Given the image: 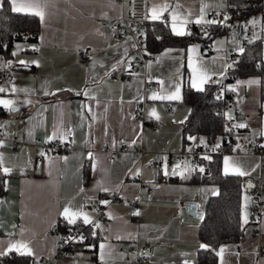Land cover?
Instances as JSON below:
<instances>
[{"label":"crops","instance_id":"crops-1","mask_svg":"<svg viewBox=\"0 0 264 264\" xmlns=\"http://www.w3.org/2000/svg\"><path fill=\"white\" fill-rule=\"evenodd\" d=\"M8 2L12 10L11 0ZM37 2L44 19L34 15L38 20L36 40L17 41L24 45L17 47L14 66L27 69L7 70V80H0V88L5 89L0 100L13 102L9 108L0 104V137L18 139L14 148L9 141L0 140V253L26 255L32 264H132L128 260L134 255L131 247L161 241L167 245L153 254L139 250L142 259L135 264H196V251L202 245L198 224L205 201L217 193V187L191 180L195 170L190 157H172L195 141L192 138L183 144L181 140L182 122L189 111L181 101V88L186 79L193 90H202L210 75L222 74L228 64V39L222 33L224 41H217L221 37L216 35L202 49L198 43L164 47L152 52L158 53V59L139 60L130 68L136 42L112 35V24L129 14V0ZM164 5L167 9L159 19H152V10L159 11ZM225 6V0H146L145 23L161 21L165 14V24L175 35L173 15L186 17L187 22L178 19L176 27L188 33L205 26L203 21L211 13L223 12L227 17ZM16 13L33 15L31 11ZM197 18L202 22L197 24ZM226 20L232 21L229 16ZM141 46L145 48V44ZM207 47L212 48L211 53ZM82 49L88 50L85 58L79 56ZM5 62L0 52V68H5ZM125 72L128 78L122 77ZM234 84L242 97H237V105L246 115L240 130L244 134L252 130L256 135L250 138L259 137L257 142L264 146V101L258 98V78H236ZM177 91L178 99L167 98ZM248 93L257 100L249 99ZM170 103L172 107H168ZM136 104L141 105V118L134 115ZM52 138L67 141L69 150L43 151L38 143ZM120 141L127 144L128 151L115 158L103 149L105 145L114 149ZM161 154L170 157L159 169L151 163ZM225 157L227 174L240 178L238 171L258 175L254 153H223L220 170L224 174ZM86 166L89 175L84 183ZM4 168L9 171L5 173ZM261 198L264 201L263 192ZM110 199L117 201L110 203ZM179 201L195 203L201 215H189L176 205ZM247 204L244 195L240 211L243 235L235 243L221 245L214 264H264V210L257 225L249 226ZM66 207L82 213L75 221L84 223L83 215H87L99 240L93 252L85 244L70 257L52 258L57 236L46 231L59 219L68 224L63 215ZM96 207L105 214V221L95 219ZM101 244L105 246L103 259ZM10 245L26 248L9 250Z\"/></svg>","mask_w":264,"mask_h":264},{"label":"trees","instance_id":"trees-1","mask_svg":"<svg viewBox=\"0 0 264 264\" xmlns=\"http://www.w3.org/2000/svg\"><path fill=\"white\" fill-rule=\"evenodd\" d=\"M226 13L229 19H240L251 17L255 14L262 15L264 0H225ZM145 25V49L156 52L164 47H187L192 43H198L201 49L208 42L223 33L224 28L208 26L205 30L197 31L190 29L183 36L170 33L167 25L161 21L144 22ZM38 20L34 15L13 12L8 0H2L0 6V52H6L13 42L35 41L37 38ZM245 45L240 54L234 59L233 75L237 78L255 76L258 78V98L264 101V55L262 54L261 37L245 39ZM14 65V64H13ZM8 68H12L8 67ZM214 85L206 84L202 90H193L186 82L181 88V101L189 107L188 114L182 122L181 140L183 144L192 138H203L208 142L215 140L222 132L221 117L216 113L217 104L214 102ZM259 137L255 140L258 141ZM225 149H228L226 147ZM221 154L209 158L212 167L210 176L199 180L194 172L191 179L197 183L212 184L217 187V193L208 197L205 201L202 216L200 218L197 236L206 247L198 248L196 251V264H214L218 248L221 245L235 243L244 233V225L241 222L240 211L242 197L245 195L241 189L240 176L235 174H224L220 170ZM89 167L83 171V181L87 182ZM2 193V174H0V194ZM75 221L73 224H75ZM57 226L65 230L67 222L59 219ZM86 233L81 245H91L92 252L99 240L98 235H93L89 226L82 224ZM93 257V256H92ZM1 264H32L26 255H20L13 251L0 256Z\"/></svg>","mask_w":264,"mask_h":264},{"label":"built area","instance_id":"built-area-1","mask_svg":"<svg viewBox=\"0 0 264 264\" xmlns=\"http://www.w3.org/2000/svg\"><path fill=\"white\" fill-rule=\"evenodd\" d=\"M146 13V0H129V14L126 18L117 20L112 25L115 28L113 32V38H130L136 42V55L132 60H129L130 68H133L137 61H153L158 59V53H152L145 48L143 49L145 40V29L143 24L145 22ZM228 17V16H227ZM257 19L256 15L251 17H244L237 19V21H229L225 19L223 12L211 13L208 16V21H216L213 24H206L205 26L197 27V31L205 30L208 26H218L224 28L223 34L227 39L231 37L242 38L249 36L252 31L251 21ZM166 15L162 16L161 22L165 23ZM245 39H242V47L245 45ZM211 47H207V51L210 52ZM88 54L87 49L79 50V56L85 58ZM225 58L228 64L224 67L221 75H210L206 83L214 85L213 91L214 102L218 106L216 113L221 117L222 132L216 136L215 140L208 142L203 138L196 139L188 148H183L182 151L173 154L172 157L183 160L186 157H190L194 162V170L198 175L199 180L204 177L210 176L212 167L209 163V158L216 154L223 153H238V152H252L254 153L259 161V172L255 177L242 175L240 178L241 189L247 196L248 204L246 210L248 213V224L249 226L255 227L257 225L259 215L264 210V201L261 199V193L264 191V146L259 144L254 138L246 136L239 127L246 115L241 112L237 105V91L235 90V80L237 77L233 75L234 59L240 54V52H234L231 48H227L225 51ZM9 77L6 68H0V80L7 79ZM122 77L128 78V73L122 74ZM173 104H168V107H172ZM134 115L136 118H141V105L136 104L134 107ZM0 140L9 141V145L14 148L18 144V139L13 137L1 138ZM35 142L38 140L35 139ZM41 149L45 152H67L69 150V143L62 140L61 138H52L48 141L38 143ZM228 147V149H225ZM103 149L111 152L110 155L115 158L120 153L128 151V146L124 141H120L116 148L111 149L108 145L103 146ZM140 153V150H135ZM170 154L159 155L152 163L159 169L162 168L163 164L168 161ZM207 157V159H205ZM203 169V171H201ZM151 189L147 188V192ZM116 199H110V203H115ZM179 208H184V202H176ZM95 219L99 222L105 221V214L100 207L95 208ZM82 224L89 226L92 230L94 224L91 222L85 224L77 221L72 226H68L65 230H60L57 224H53L48 228L46 234H54L57 236L55 251L52 258H66L73 255L74 251L81 247L82 241L86 237V233L82 228ZM80 237H84L83 240ZM167 244L165 242L156 241L151 244H141L136 247H131L130 252H134L133 257L128 258L132 264L140 261L142 256L138 251H145L147 254H153L155 249L158 247H164ZM78 264V263H77Z\"/></svg>","mask_w":264,"mask_h":264},{"label":"snow or ice","instance_id":"snow-or-ice-1","mask_svg":"<svg viewBox=\"0 0 264 264\" xmlns=\"http://www.w3.org/2000/svg\"><path fill=\"white\" fill-rule=\"evenodd\" d=\"M11 4H12V11L13 12L31 11L33 15L39 16L42 21L44 19V12L42 10V5L39 2H37V0H27V2H21V3H18L17 0H11ZM166 9H167V5H164L159 11H157L156 9H153L151 18L154 19V20L155 19H159L160 13L163 12L164 10H166ZM201 12H203V9H201ZM178 19L179 18L176 15H173V17H172V20H173L172 30H173L175 35L183 36L186 33L181 31V30H179L176 27V23L178 22ZM225 19H227V17H225ZM179 22L186 23L187 22V18L184 17L182 19H179ZM201 22L202 21H201L200 18L196 19V23L197 24H199ZM203 22L204 23H208V24L216 23V21H203ZM250 23L254 24L255 21H251ZM189 51H191V49ZM189 59H191V58H189ZM20 63L23 64L25 62L24 61H20ZM190 67H191V64H190ZM255 82L256 81H249L248 83H255ZM193 86H195V82H193ZM3 91H5V89L0 88V92H3ZM152 98L155 99L156 97L153 96ZM161 98H165V97H161ZM167 98L178 99L179 98L178 91H177L176 94H173L171 97H167ZM12 103L13 102L10 101V100H0V104H2L6 108H9L12 105ZM151 114L155 115V110H153ZM239 127L243 128V127H245V125L244 124H240ZM205 159H207V157H205ZM0 163H2V157H0ZM225 164H226L225 173L227 174V172H228V169H227L228 158L227 157H225ZM3 170H4L5 173H7L9 171V169H7V168H4ZM201 171H203V169H201ZM237 174L245 175L246 173L238 171ZM101 203L106 204L108 202L107 201H101ZM134 214H138V213H134ZM63 215L65 216V218L67 219L69 224H73L75 222L74 218L81 216L82 213L81 212H70L69 209L66 207L64 209ZM83 221H84L85 224L91 223V221L89 220V217L87 215H83ZM245 222H246V220H245ZM96 226L99 227V225H96ZM93 235H95V233H93ZM80 239L83 240L84 237H80ZM21 247L26 248V245H10L9 246V250H11L12 248H16L17 251H19V249ZM100 247H101V250H102L101 258L103 259V249H104L105 246L103 244H101ZM201 247L204 248V247H206V245L202 244ZM221 252H223V249H221ZM2 254H4V253H0V255H2ZM28 254H31L30 251L28 252Z\"/></svg>","mask_w":264,"mask_h":264},{"label":"rangeland","instance_id":"rangeland-1","mask_svg":"<svg viewBox=\"0 0 264 264\" xmlns=\"http://www.w3.org/2000/svg\"><path fill=\"white\" fill-rule=\"evenodd\" d=\"M234 21H237L236 19H234ZM221 38L218 39L217 41H221L223 39L224 41V35H219ZM261 37V41H262V54L264 55V10H263V14L260 15V13L258 14L257 16V19L255 20V23L253 24L252 23V31H251V34L249 36H244L242 38H238V37H231L228 39V43L230 45V48L234 51V52H241L242 50V45H241V42H242V39H253V38H256V37ZM24 44L23 43H20V42H13L11 47L8 49V51L4 52L3 53V56L6 57V60H12L13 61V64L16 63V59H18L19 57V53H18V48L17 47H20V46H23ZM212 51H210L211 53ZM15 53V54H14ZM209 53V54H210ZM5 67V66H4ZM9 72H11L13 69L12 68H8V67H5ZM7 80V79H6ZM248 91V89H247ZM237 94L238 96L240 95V92L237 91ZM247 97L249 99H253V98H256L257 100V97L256 95H253V96H250L249 93L247 94ZM242 99L241 95H240V100ZM258 102L255 103L256 106V111H258L259 109V106H258ZM239 107V106H238ZM240 109V107H239ZM241 110V109H240ZM256 114V112H255ZM254 114V115H255ZM246 136L248 137H254L256 134L250 130V131H247L245 133ZM264 193V191H263ZM262 194V193H261ZM262 199V198H261Z\"/></svg>","mask_w":264,"mask_h":264},{"label":"water","instance_id":"water-1","mask_svg":"<svg viewBox=\"0 0 264 264\" xmlns=\"http://www.w3.org/2000/svg\"><path fill=\"white\" fill-rule=\"evenodd\" d=\"M205 53V51H203ZM14 68L15 70L18 69H27L26 66H14L12 63V60H6L5 62V67H11ZM185 212H187L189 215L193 217H199L201 214L196 210V205L193 202H186L184 206Z\"/></svg>","mask_w":264,"mask_h":264}]
</instances>
